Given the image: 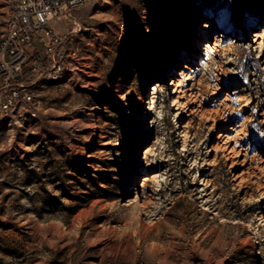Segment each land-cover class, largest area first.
I'll list each match as a JSON object with an SVG mask.
<instances>
[{
	"label": "rangeland",
	"instance_id": "obj_1",
	"mask_svg": "<svg viewBox=\"0 0 264 264\" xmlns=\"http://www.w3.org/2000/svg\"><path fill=\"white\" fill-rule=\"evenodd\" d=\"M72 16L63 73L0 119V264H264V0Z\"/></svg>",
	"mask_w": 264,
	"mask_h": 264
},
{
	"label": "built area",
	"instance_id": "obj_2",
	"mask_svg": "<svg viewBox=\"0 0 264 264\" xmlns=\"http://www.w3.org/2000/svg\"><path fill=\"white\" fill-rule=\"evenodd\" d=\"M91 1L7 0L10 13L0 35V119L35 108L31 77L41 73L56 79L63 73L66 37L51 21L73 17L74 9Z\"/></svg>",
	"mask_w": 264,
	"mask_h": 264
},
{
	"label": "bare ground",
	"instance_id": "obj_3",
	"mask_svg": "<svg viewBox=\"0 0 264 264\" xmlns=\"http://www.w3.org/2000/svg\"><path fill=\"white\" fill-rule=\"evenodd\" d=\"M210 46V44H207V47H209ZM176 82L175 81H172V84L174 85Z\"/></svg>",
	"mask_w": 264,
	"mask_h": 264
}]
</instances>
